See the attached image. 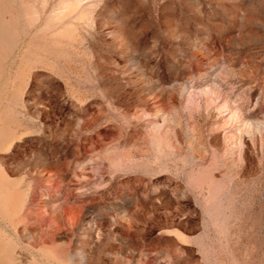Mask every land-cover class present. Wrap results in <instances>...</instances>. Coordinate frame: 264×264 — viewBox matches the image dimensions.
<instances>
[{
	"label": "rangeland",
	"instance_id": "obj_1",
	"mask_svg": "<svg viewBox=\"0 0 264 264\" xmlns=\"http://www.w3.org/2000/svg\"><path fill=\"white\" fill-rule=\"evenodd\" d=\"M0 227V264H264V0H0Z\"/></svg>",
	"mask_w": 264,
	"mask_h": 264
},
{
	"label": "bare ground",
	"instance_id": "obj_2",
	"mask_svg": "<svg viewBox=\"0 0 264 264\" xmlns=\"http://www.w3.org/2000/svg\"><path fill=\"white\" fill-rule=\"evenodd\" d=\"M243 121H244V119H243ZM245 121H247V120H245ZM1 228V227H0ZM0 243H1V239H0ZM14 246H15V244H14ZM5 250H3V252H4ZM2 250H0V255H2ZM12 259V256H11V254L10 253H8V254H6V256H3V257H0V262L1 263H4L6 260L9 262V260H11ZM14 264V263H13Z\"/></svg>",
	"mask_w": 264,
	"mask_h": 264
}]
</instances>
